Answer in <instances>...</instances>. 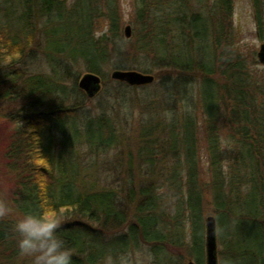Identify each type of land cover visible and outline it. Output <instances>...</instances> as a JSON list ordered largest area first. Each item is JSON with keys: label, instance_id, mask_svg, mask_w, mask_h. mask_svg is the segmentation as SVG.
<instances>
[{"label": "trees", "instance_id": "1", "mask_svg": "<svg viewBox=\"0 0 264 264\" xmlns=\"http://www.w3.org/2000/svg\"><path fill=\"white\" fill-rule=\"evenodd\" d=\"M195 1L196 7L187 0H137L134 8L141 32L135 48H128L130 40L119 30L116 0H0V63L9 68L5 79L10 83L6 95L21 96L30 102L21 113L23 124L7 150V158L17 169L14 203L22 214L28 210L51 211L62 218L60 232L66 246L74 249L73 264H95L109 251L116 255L142 244L150 246L156 264H183L182 260L190 261V257L195 264H203L206 200L213 201L216 220L225 216L237 231L241 228L244 232V239L237 238L232 258L237 261L250 257L253 264H264V97L262 101L257 98L263 90H248L254 82L245 76L241 66L228 73L230 84L213 76L214 37L220 34L221 19L232 14L233 0H212L210 6L204 0ZM253 2L257 8L258 0ZM256 12L259 15L258 9ZM100 16L108 19L111 34L95 35ZM213 18H217L216 23ZM37 50L44 51L52 74L62 75V64H82L86 72L99 74L103 84L109 80L102 75L103 66L135 69L140 67L138 62H143L138 60L140 54L150 55L152 68L159 70L161 89L172 97H185L183 101L190 82L186 81L196 75L193 81L198 80L200 112L208 121L211 179L205 182L199 177L193 103H187L183 116L178 115L179 121L166 124L170 150L184 156L185 170L184 180L177 183L174 180L183 169L175 165L170 171L176 200L168 213L169 221L166 212L159 210L162 195L153 186L139 190L136 196L130 191L126 204L127 200L115 189H85L77 180L75 161L70 164V179L63 167L64 152H54L53 130L68 138V144L65 139L61 144L66 151L71 146L72 154L75 144L82 141L96 150L111 147L114 126L104 113H85L80 129L74 109L77 105L65 103L71 93L51 75L22 70L24 60L34 58ZM149 69L142 72L151 73ZM114 81L121 94V87L131 88ZM72 92L78 99L84 96L77 76ZM220 118L235 126L237 135L227 152L216 141L215 123ZM66 121L73 124L71 131L64 127ZM144 130L151 133V128ZM223 158L227 159L225 170L221 166ZM55 164L58 179L53 172ZM137 199L139 202L130 212L129 206ZM184 222L191 230L187 242L182 233ZM7 229L5 225L0 227V244L14 240ZM119 229L123 231L104 239L105 232ZM173 245L180 247L178 252H169Z\"/></svg>", "mask_w": 264, "mask_h": 264}, {"label": "rangeland", "instance_id": "2", "mask_svg": "<svg viewBox=\"0 0 264 264\" xmlns=\"http://www.w3.org/2000/svg\"><path fill=\"white\" fill-rule=\"evenodd\" d=\"M136 1L116 0L121 19L119 30L125 39L130 40L126 45L128 48L131 46L135 48L140 31L135 16L134 5ZM187 2L192 7H196L198 4L195 0H187ZM205 2L210 6L212 0H204ZM257 9L260 17L256 12ZM221 21L220 34L218 33L217 39L214 37L213 76L222 83L227 82L230 84L228 73L237 66H241L246 77H251V81L256 84L259 83L258 85L250 84L248 90L252 92L256 91V87H260L263 91L257 94V98L262 101L264 97V65L260 62L257 53L264 40V0H258L257 8H255L253 0H233L232 14L225 20L221 19ZM212 22L216 23L217 18H213ZM126 25H130L131 28L128 37L124 34ZM104 33L111 34L109 32V21L106 16H100L95 25V35L100 36ZM35 54L34 58L24 60L26 69L22 67V70L24 72L29 70V72L47 76L51 75L54 80L71 93L69 94V101L65 103L71 106L77 105L74 109L77 110L80 129L82 128V117L85 113L94 115L104 113L114 126V144L111 147L96 150L82 141L75 144V152L72 153L73 151H71L72 154L69 152L72 150L71 146L66 151L61 144L64 139L68 144V138L63 137L64 135L60 131L53 130L54 152L57 153L61 149L64 152L63 167L70 174V179V164L75 161L78 166L77 180L79 183L84 184L85 189L92 191H99L103 188L115 189L118 194L124 197V200H127L126 204L129 200L128 193L130 191L136 196L139 190L147 186H153L152 188L162 195L158 204L159 210L166 212L165 218L169 221L168 213L172 212L176 200L175 192L170 186L173 174L170 171L175 165L178 169H183L181 176L174 180L177 183L184 180L185 170L184 156L170 150L166 124L174 120L179 121L178 115L183 116L182 112L185 111L187 103H193V114L196 117L199 177L205 182L211 179L207 150L209 147V135L206 127L208 121L200 112L197 92L198 80L193 81L196 75H192L186 81L187 83L190 82L187 85L185 101H183L185 97L181 95L176 94L172 97L164 89H161L158 83L159 70L152 68L151 56L140 54L138 60L143 62H138L137 65L140 67L135 69L144 71L150 67L149 72L154 75L152 82L137 85L124 82L131 88L122 89L121 87L124 92V94H121L120 90L115 87V79L111 78L112 66L105 65L101 72L109 80L104 84L102 83L101 89L93 97H88L84 90L80 88L84 96L78 99L76 98L77 95L73 96V84L75 77L77 76L78 81L79 77L86 71L85 67L82 64H62L60 68L62 75L59 73L52 74L44 51L37 50ZM8 70L9 68L5 64L0 63V204L6 207L5 213L0 215V227L7 226V231L11 235V239L14 240L10 244H0V264H31L29 258L19 254L13 236L12 226L22 213L14 203L17 169L14 166L15 164L7 158L8 145H10L11 139L17 130H19V126L23 124L21 113L27 109L30 102L21 96L6 95V91L10 86V83L5 79V73ZM215 125L217 144L222 151L227 152L233 146L234 138L237 137L235 126L230 125L227 119L223 120L222 118L218 119ZM64 127L71 131L73 124L71 121H66ZM145 128H151V133L145 131ZM226 161L225 158L221 159V166L224 170L227 168ZM34 162L38 163L36 160ZM53 172L55 178L58 179L56 164L53 167ZM167 175L170 176L168 180ZM205 190L209 191L207 186H205ZM138 202L139 199L129 206L130 212L135 209ZM215 210L213 201L206 200L203 206L202 223L205 237L204 219L207 215L215 217L218 264H239L240 260L242 264H253L254 260L250 257H242L237 261L232 258V253L236 252L238 245L237 238L244 237V232L241 228L237 231L234 225L231 224L230 219L225 216L216 220ZM120 230L123 231V229H119L105 232L103 234L104 239L109 240L114 236V233L121 232ZM182 230L185 241H189L191 230L188 222H184ZM236 231L240 234H236ZM179 248L173 245L171 249L169 248V252H178ZM222 250H224V254ZM108 254H111L117 260V264L121 255L128 258V264H156L148 244H142L139 248L130 246L125 252H118L116 255L110 251L106 255ZM106 255L95 264H104ZM190 259L195 262L193 257H190ZM187 262V259L182 260L183 264H187ZM203 264H205L204 257Z\"/></svg>", "mask_w": 264, "mask_h": 264}, {"label": "clouds", "instance_id": "3", "mask_svg": "<svg viewBox=\"0 0 264 264\" xmlns=\"http://www.w3.org/2000/svg\"><path fill=\"white\" fill-rule=\"evenodd\" d=\"M5 211L0 204V215ZM62 226V218L56 213L25 211L12 226L19 254L29 258L31 264H73L74 249L66 246ZM104 264H117V260L108 254ZM118 264H128V258L121 255Z\"/></svg>", "mask_w": 264, "mask_h": 264}, {"label": "water", "instance_id": "4", "mask_svg": "<svg viewBox=\"0 0 264 264\" xmlns=\"http://www.w3.org/2000/svg\"><path fill=\"white\" fill-rule=\"evenodd\" d=\"M130 25L124 28L126 37L130 36ZM260 62L264 65V40L257 53ZM111 78L126 82L130 85L150 83L154 79L151 73L142 72L136 69H113ZM79 88L84 90L88 97H93L101 88V76L94 72H84L77 82ZM205 225V264H218L216 221L213 215H207L204 219ZM188 264H195L193 260Z\"/></svg>", "mask_w": 264, "mask_h": 264}]
</instances>
